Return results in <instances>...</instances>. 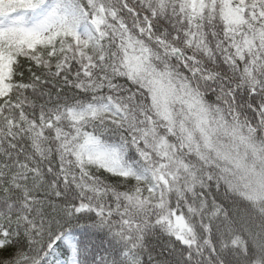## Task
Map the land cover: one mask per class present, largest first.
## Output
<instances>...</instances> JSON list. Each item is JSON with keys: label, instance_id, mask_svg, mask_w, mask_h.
Instances as JSON below:
<instances>
[{"label": "snow or ice", "instance_id": "6c2138e0", "mask_svg": "<svg viewBox=\"0 0 264 264\" xmlns=\"http://www.w3.org/2000/svg\"><path fill=\"white\" fill-rule=\"evenodd\" d=\"M0 264H264V0H0Z\"/></svg>", "mask_w": 264, "mask_h": 264}, {"label": "trees", "instance_id": "16d2710c", "mask_svg": "<svg viewBox=\"0 0 264 264\" xmlns=\"http://www.w3.org/2000/svg\"><path fill=\"white\" fill-rule=\"evenodd\" d=\"M230 203H231V202H229V204H230ZM77 231H78V232L86 231V227H85V228L77 229ZM152 243H153V245H155V244L157 243V240L154 239V240L152 241Z\"/></svg>", "mask_w": 264, "mask_h": 264}]
</instances>
